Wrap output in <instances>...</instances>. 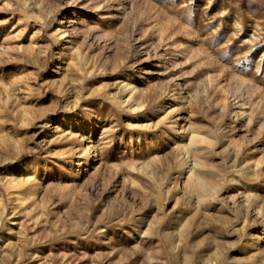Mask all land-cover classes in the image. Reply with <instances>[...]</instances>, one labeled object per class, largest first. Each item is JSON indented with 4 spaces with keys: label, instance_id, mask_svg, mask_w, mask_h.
Segmentation results:
<instances>
[{
    "label": "rangeland",
    "instance_id": "rangeland-1",
    "mask_svg": "<svg viewBox=\"0 0 264 264\" xmlns=\"http://www.w3.org/2000/svg\"><path fill=\"white\" fill-rule=\"evenodd\" d=\"M0 264H264V0H0Z\"/></svg>",
    "mask_w": 264,
    "mask_h": 264
}]
</instances>
